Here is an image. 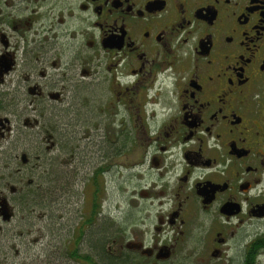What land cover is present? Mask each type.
Instances as JSON below:
<instances>
[{"label": "flooded vegetation", "instance_id": "flooded-vegetation-1", "mask_svg": "<svg viewBox=\"0 0 264 264\" xmlns=\"http://www.w3.org/2000/svg\"><path fill=\"white\" fill-rule=\"evenodd\" d=\"M99 82L93 120L98 96H76ZM83 101L85 121L59 118ZM0 108V139L86 124L123 153L139 142L131 196L154 233L125 232L107 251L264 264V0H0Z\"/></svg>", "mask_w": 264, "mask_h": 264}, {"label": "rangeland", "instance_id": "rangeland-1", "mask_svg": "<svg viewBox=\"0 0 264 264\" xmlns=\"http://www.w3.org/2000/svg\"><path fill=\"white\" fill-rule=\"evenodd\" d=\"M102 86L95 83L88 93L86 84L78 86L77 100H85L87 95L98 96L91 99L93 120L98 118L94 110L101 104ZM83 102L76 109L71 104L68 108L61 106L57 111L59 118L69 120L76 111L79 123L85 121L86 101ZM109 128L113 132L118 129ZM5 135L0 139V188L10 217L5 222L7 239L0 231V243L5 247L6 264H80L71 261L66 253L73 247L79 227L83 235L78 247L83 253V237L90 232L99 231L107 238L105 248L125 232L128 235L134 230L146 240L154 233V212L141 196H131L141 187L139 174L131 168L141 156L139 142H129L133 146L128 150L125 146L123 153V143H110L97 135L93 139L86 124L71 129L64 126L49 134L22 129L6 131ZM22 154L29 158L27 165L24 162L26 166L19 162ZM104 154H112L107 162ZM25 183L29 185L26 189ZM95 185L100 190L94 207L91 197ZM31 188L36 195H28ZM18 191L19 195H14ZM91 215L94 221L86 225L85 218ZM112 247L114 244L108 251L116 254Z\"/></svg>", "mask_w": 264, "mask_h": 264}, {"label": "trees", "instance_id": "trees-1", "mask_svg": "<svg viewBox=\"0 0 264 264\" xmlns=\"http://www.w3.org/2000/svg\"><path fill=\"white\" fill-rule=\"evenodd\" d=\"M123 151V150H122ZM17 157V156H16ZM14 161L17 160V158L12 157ZM20 164L22 165V161H19ZM29 163V161H28ZM28 163H25L26 165ZM23 163V165H25ZM25 165V166H26ZM17 169V168H16ZM99 170H96V172ZM17 172H19V167L17 169ZM16 172V173H17ZM97 174V173H95ZM21 176V175H19ZM96 176L94 175L93 180L95 181ZM29 185H27V183H25L24 189H26ZM32 192H28V195H36V192L33 188L30 189ZM97 190H100V187H98V185H95V190L93 193V196L91 197L92 200L94 201V207L96 206V202H97ZM18 193V194H17ZM15 192L14 195H19V191ZM95 212V211H94ZM94 214V213H93ZM92 215L89 217L85 218V221L87 220L86 225L92 223L94 221V219H92ZM85 221L83 223H85ZM78 233L76 235V238L72 241L73 242V247L69 248L66 253L68 258L75 262V263H80V264H143V257L140 256L139 254H137L135 251H126L123 252L121 254H113L112 252H109L106 250V248L104 247L105 242L107 241V238L100 234L99 231L97 233L94 232H90L87 233L84 237L86 239H84V241H86V247H85V253L80 252V245L78 244L79 240L81 239L82 235L80 234L81 231V227H79L77 229ZM102 235V236H101ZM108 242V241H107ZM79 246V247H78ZM3 246L0 243V264H6L4 259H3Z\"/></svg>", "mask_w": 264, "mask_h": 264}, {"label": "water", "instance_id": "water-1", "mask_svg": "<svg viewBox=\"0 0 264 264\" xmlns=\"http://www.w3.org/2000/svg\"><path fill=\"white\" fill-rule=\"evenodd\" d=\"M22 160L25 162L27 158L24 154L21 155ZM0 213L2 214L4 219H8L10 217V214L8 213V203L6 202V199L3 197L0 199ZM142 253L147 254L148 249L142 248Z\"/></svg>", "mask_w": 264, "mask_h": 264}]
</instances>
